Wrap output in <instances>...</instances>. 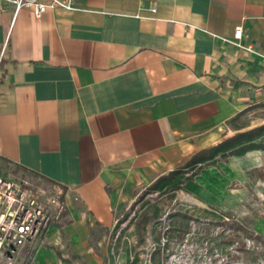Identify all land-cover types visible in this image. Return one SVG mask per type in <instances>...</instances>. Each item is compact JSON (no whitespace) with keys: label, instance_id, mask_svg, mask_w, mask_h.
Listing matches in <instances>:
<instances>
[{"label":"crops","instance_id":"crops-1","mask_svg":"<svg viewBox=\"0 0 264 264\" xmlns=\"http://www.w3.org/2000/svg\"><path fill=\"white\" fill-rule=\"evenodd\" d=\"M65 1L37 19L0 0V171L64 190L29 264H112L111 229L139 191L264 108V0ZM238 156L239 175L264 179V149Z\"/></svg>","mask_w":264,"mask_h":264},{"label":"rangeland","instance_id":"rangeland-1","mask_svg":"<svg viewBox=\"0 0 264 264\" xmlns=\"http://www.w3.org/2000/svg\"><path fill=\"white\" fill-rule=\"evenodd\" d=\"M260 125L259 107L231 121L225 138ZM253 141L264 142V132ZM239 157H216L195 174H180L151 192L147 188L162 174L143 187L111 229L112 264H264V179H257L258 169L239 175L237 165L228 164ZM201 190L222 193L211 197Z\"/></svg>","mask_w":264,"mask_h":264},{"label":"built area","instance_id":"built-area-1","mask_svg":"<svg viewBox=\"0 0 264 264\" xmlns=\"http://www.w3.org/2000/svg\"><path fill=\"white\" fill-rule=\"evenodd\" d=\"M1 1L13 5L15 11L29 8L37 19L49 9L72 7L71 2L65 0ZM150 10L155 11V7ZM241 36L242 27H235L233 43L253 52L250 45L241 44ZM66 211L62 187L24 172L16 173L11 168L0 171V264H29L42 235L52 224L62 223Z\"/></svg>","mask_w":264,"mask_h":264},{"label":"trees","instance_id":"trees-1","mask_svg":"<svg viewBox=\"0 0 264 264\" xmlns=\"http://www.w3.org/2000/svg\"><path fill=\"white\" fill-rule=\"evenodd\" d=\"M3 60H0V68H2ZM237 117L232 119L235 120ZM264 132V125L256 126L227 137L217 144L208 148H203L193 153L187 161L173 170L159 176L148 188L146 192H151L158 189L163 182H169L175 179L180 174H195L196 170L204 164L210 163L214 158H225L230 154H243L251 149H264V142L253 141L255 137ZM9 168V163L6 164ZM18 169V167H17ZM24 173L37 177L27 170H22Z\"/></svg>","mask_w":264,"mask_h":264},{"label":"bare ground","instance_id":"bare-ground-1","mask_svg":"<svg viewBox=\"0 0 264 264\" xmlns=\"http://www.w3.org/2000/svg\"><path fill=\"white\" fill-rule=\"evenodd\" d=\"M186 264V263H185ZM187 264H189V263H187Z\"/></svg>","mask_w":264,"mask_h":264}]
</instances>
